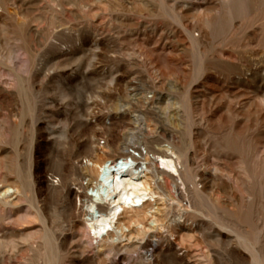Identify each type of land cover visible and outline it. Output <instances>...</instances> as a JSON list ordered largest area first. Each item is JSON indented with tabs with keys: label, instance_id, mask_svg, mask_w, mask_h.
<instances>
[{
	"label": "rangeland",
	"instance_id": "rangeland-1",
	"mask_svg": "<svg viewBox=\"0 0 264 264\" xmlns=\"http://www.w3.org/2000/svg\"><path fill=\"white\" fill-rule=\"evenodd\" d=\"M175 1L0 0L1 20L7 31V37L0 39V181L8 175L24 189L32 152L45 219L43 223L31 210L26 197L18 198V209L0 201V264H193L183 260L185 248L173 238L167 241L170 234L166 231L155 233L162 240L159 262L143 260L145 249L152 248V238L143 235L132 239L140 250L134 246L131 250H98L94 235L83 224L84 193L80 194L82 201L76 196L67 201L60 194L67 180L79 182L75 164L97 161L98 153L101 158L118 154H103L107 143L114 146L129 140L131 144L142 143L143 149L145 138L157 135L153 117L145 120L142 114L147 105L142 97L153 99L155 66L170 77L164 92L174 103L172 109L178 111L173 125L177 140L183 143L193 130L201 146L208 148L190 151L195 164L206 161L223 167L215 157L216 129L209 124L218 117L215 108L188 111L183 107L184 95L199 87L201 93L210 89L260 103L262 89L236 66L257 60L264 48L260 27L263 8L241 7L243 0H209L210 9L201 6L191 15L212 13L220 25L207 27V37L197 45L182 18L183 6L195 0H179L180 5ZM24 21L29 29L23 33L18 23ZM254 28L262 31L250 41L247 33ZM193 36L198 38L199 31ZM223 53L232 57L233 65L220 61ZM135 94L141 98L139 104ZM238 120L246 121L242 116ZM259 130L264 127L253 123L251 132ZM96 145L94 154L92 146ZM129 151L139 156L131 148ZM256 153H264L263 144ZM241 166L236 160L230 163L241 200H234L228 189L222 192L223 201H217L219 208L205 202L195 238L184 241V245L191 244L194 253L213 252L215 264H264V218L258 204L251 222L241 217L246 208L242 198L249 195L243 183L252 181L255 196H260L264 175L255 167L246 170ZM219 216L228 225L221 223ZM44 226L59 245L55 254L43 247ZM81 243L84 247L80 249ZM252 247L262 253L261 261L254 260L249 250Z\"/></svg>",
	"mask_w": 264,
	"mask_h": 264
},
{
	"label": "bare ground",
	"instance_id": "bare-ground-1",
	"mask_svg": "<svg viewBox=\"0 0 264 264\" xmlns=\"http://www.w3.org/2000/svg\"><path fill=\"white\" fill-rule=\"evenodd\" d=\"M175 3L180 5L179 0ZM210 5L209 0H195L188 2L182 8V18L187 22L186 32L192 42L197 45L202 44L207 37V27L217 28L220 23L218 16L212 13L191 15V12L201 6L210 9ZM240 5L249 10L254 6L263 8L260 13L262 19L260 27L264 31V0H243ZM231 13H234L233 9ZM27 24L25 21L18 23L23 33L29 29ZM5 28L0 14V39L7 37ZM261 29L254 28L247 33L248 40L253 41L262 31ZM196 30L199 31L198 38L193 36ZM231 58L223 53L220 61L233 65ZM257 58V60H248L247 64H238L236 67L262 89L260 103L255 100L242 101L235 94H216L210 89L206 93H201L199 87L188 89L184 95L183 107L188 111L198 107L210 110L215 108L213 111L218 117L209 124L216 129L215 157L223 167L206 161L200 165L195 164V158L192 157L190 151L193 148L208 151V148L201 146L203 143L201 144L198 133L193 130H190L188 138L183 143L177 140L173 125L178 111L172 109L174 103L164 92L166 80L170 77L155 66V78L152 81L153 99L149 100L147 96L142 97L147 102L142 114L145 120L149 116L153 117L152 120L156 122L157 135L145 138L146 144L143 145V149L142 143L131 144L129 140L114 146L107 143V148H102L103 154L118 151V154L115 153L117 155L109 158L98 156L99 153L96 154L98 146H92V153L98 157L97 161L88 159L85 163L75 164L74 168L80 174L79 182L76 183L75 179H69L60 189L61 196L67 201H71L72 196L81 200L80 194L84 193L83 213L86 218L83 224L89 233L94 235L93 240H96L95 247L98 250L102 247L107 250L116 248L131 250L130 248L134 246L132 239L137 235H143L147 239L152 238V248L145 249L142 258L145 262H155L163 257L162 240L155 233L166 231L170 234L167 241L173 238L177 245L186 249L183 255L184 261L193 262V264L216 263L213 252L207 250L205 254L194 253L193 249L191 250V244L184 245V241L187 238H195V233L200 226L198 218L203 215L205 202L210 203L214 209L219 208L218 202L225 198L222 192L228 189L234 200H241L233 184V182H238V178L234 176L230 168L231 162L236 160L246 170H252L255 167L256 172L264 175V153H256L258 145H264V130L251 132L253 123L264 127V48ZM240 59L242 60V57ZM172 75L174 74L171 73ZM137 95L135 94V102L139 104L141 98ZM188 113L189 118L192 119V114ZM240 116L246 119L244 123L238 120ZM2 140L0 137V144ZM130 148L138 152L139 156L131 154ZM29 162L25 190H21L17 179L5 175L0 181V201L5 206L18 209L21 207L18 198L26 197L31 210L35 211L45 223L43 208L38 199L37 179L34 172L35 161L32 152ZM74 185L78 188L76 191ZM243 187L249 195L242 198L246 206L241 213L242 219L245 222H251L255 213V203L258 204L260 215L264 218V191L262 195L255 196V186L252 181L248 180L243 183ZM217 218L221 223L228 225L223 217ZM123 220H126L129 225H126L127 223L125 224ZM77 226V224L74 225V227ZM51 232L46 226L43 227L45 239L43 247L55 254L59 245ZM198 242L200 241L197 240ZM81 244L78 246L80 249L84 247ZM140 248L134 246V249L140 250ZM249 250L255 261L262 260V253L256 247ZM2 259L0 255V262Z\"/></svg>",
	"mask_w": 264,
	"mask_h": 264
}]
</instances>
